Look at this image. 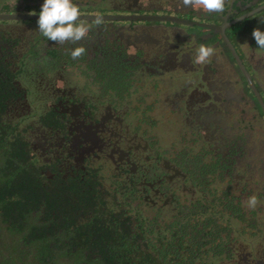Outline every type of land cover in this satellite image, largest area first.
<instances>
[{"label": "flooded vegetation", "instance_id": "flooded-vegetation-1", "mask_svg": "<svg viewBox=\"0 0 264 264\" xmlns=\"http://www.w3.org/2000/svg\"><path fill=\"white\" fill-rule=\"evenodd\" d=\"M74 4L81 14L119 18L84 19L88 35L63 44L44 37L37 19H0V83L10 92L2 118L19 124L36 166L48 179L95 181L105 197L137 201L145 235L181 230L182 251L198 254L192 264H264V144L254 146L244 120L250 106L264 127V56L251 35L264 0H225L219 13L182 0ZM201 44L215 51L197 64ZM76 47L86 51L74 60ZM21 73L34 80V99ZM36 107L38 124H22ZM214 179L226 192L211 189Z\"/></svg>", "mask_w": 264, "mask_h": 264}, {"label": "trees", "instance_id": "trees-1", "mask_svg": "<svg viewBox=\"0 0 264 264\" xmlns=\"http://www.w3.org/2000/svg\"><path fill=\"white\" fill-rule=\"evenodd\" d=\"M42 3L26 7L39 13ZM2 89L0 83V264H58L62 256L70 264H180L185 260L192 264L196 260L197 253L182 251L186 243L181 230L164 235L149 228L153 237H147L142 207H132L129 196L105 197L98 182L89 186L92 181L85 183L78 177L48 179L36 166L41 161L29 154L19 124L2 118L10 94ZM81 185L92 187L91 191H82ZM79 214L84 220H78ZM63 245H69L68 250L63 251Z\"/></svg>", "mask_w": 264, "mask_h": 264}, {"label": "clouds", "instance_id": "clouds-1", "mask_svg": "<svg viewBox=\"0 0 264 264\" xmlns=\"http://www.w3.org/2000/svg\"><path fill=\"white\" fill-rule=\"evenodd\" d=\"M184 6L202 7L208 13H219L224 10L225 0H182ZM80 8L73 3V0H43L38 19L36 21L39 32L48 40L63 44L71 41L78 42L85 38L90 28L85 21L80 19ZM95 24L103 23V17L100 14L95 16ZM258 48L264 49V31L256 27L251 33ZM84 47H76L71 50L72 59H78L85 54ZM212 47H206L201 44L196 49L197 64L205 63L214 55ZM258 203V198L253 195L248 198L247 204L251 208H255Z\"/></svg>", "mask_w": 264, "mask_h": 264}, {"label": "rangeland", "instance_id": "rangeland-1", "mask_svg": "<svg viewBox=\"0 0 264 264\" xmlns=\"http://www.w3.org/2000/svg\"><path fill=\"white\" fill-rule=\"evenodd\" d=\"M119 1H122V0H119ZM41 2H43V0H33V1H28V2H24L23 0H0V10L1 11H3V12H6V13H25V12H28V8L29 7H26V6H34L35 4H40ZM73 3H95V4H99V3H101L102 5L104 4H109L110 3V0H73ZM12 11V12H11ZM261 11V10H260ZM35 13V12H34ZM259 13V12H258ZM259 16H257V18H258ZM257 19H253V20H251L248 24H255V21H256ZM258 24H260L258 27H260L261 28V30L262 31H264V20H261L260 21V23H258ZM88 25V24H87ZM233 29L231 28L230 30H229V32H231ZM254 44V43H253ZM255 45H256V43H255ZM256 49H255V51L257 50L258 52H262V54H263V56H264V49H261V48H258V47H255ZM253 50H250V52H252ZM258 52H256L255 53V56H259V53ZM27 62V61H26ZM62 61H60L59 63H61ZM28 64H27V68H31L32 67V63L30 62H27ZM69 68V70H71L72 69V67H70V66H68ZM80 68H81V66H80ZM48 76H51V72H49V75ZM18 77L20 78V83H22V85H23V88H28V89H30L31 90V96H30V98H32V99H34L35 97H34V94H35V89H34V87H33V84L31 83V82H33L34 80L32 79V78H29L27 75H25V74H19L18 75ZM83 76H81V73H78L77 75H75L73 78L75 79V80H77L78 82H76L77 83V85H81L82 84V82H83V78H82ZM32 79V80H31ZM246 111L244 112L245 114H246V117L244 118V120L245 121H250L251 122V126H250V129H251V133H253V138H254V146H257V147H259L258 146V144L260 143V144H264V142H262V140H264V127L263 126H260L259 128L260 129H258V125H257V122L259 121V122H261L260 121V118L258 117V119H255V120H253V119H251V114H252V111L253 112H255V110L254 109H252L250 106H247L246 108ZM244 109V110H245ZM243 110V111H244ZM42 111V108H38V107H36L35 109H33V110H31V112H30V116L27 118V119H23V121H22V124H30V123H34V120H38V116H39V114H40V112ZM36 124H38L37 122H35L34 123V125H36ZM23 126V125H22ZM28 132H29V130H28ZM194 146H195V150H196V148H198L199 147V143H194L193 144ZM264 148V146H262V149ZM257 149H259V148H257ZM263 158H264V156H263ZM205 162H207L206 160H204ZM258 163V162H257ZM101 172V171H100ZM103 172V171H102ZM99 178H100V182H101V184H102V186H104V188H108L109 187V184H110V181H109V178L107 177V176H105L104 175V173H103V176L101 175V173H99ZM210 187H211V189H213V190H217V191H219V194H221V193H224V192H226L224 189L226 188V185H225V183L223 182V181H220L219 179H214V181H212V183H211V185H210ZM136 204H137V201H131V206L132 207H135V208H137V206H136ZM225 211H226V209H225ZM139 212H141V210L139 211ZM262 212H264V208L261 210V212L260 213H262ZM225 213V212H224ZM226 215V214H225ZM219 217V216H218ZM220 218V217H219ZM264 218V217H263ZM228 219V218H227ZM215 220L216 219H213L212 220V223H215ZM226 219H222V220H220V223L223 225L224 224V222H225V224H226V226L228 227V226H230L226 221H225ZM232 220V218L231 219H229V223L231 224V221ZM236 221L237 220H235V223H236ZM231 227V226H230ZM60 257V256H59ZM217 260H213V263L212 264H217V262H216ZM71 262H70V260L69 259H67V257H65V256H62V257H60L59 259H58V264H70Z\"/></svg>", "mask_w": 264, "mask_h": 264}, {"label": "water", "instance_id": "water-1", "mask_svg": "<svg viewBox=\"0 0 264 264\" xmlns=\"http://www.w3.org/2000/svg\"><path fill=\"white\" fill-rule=\"evenodd\" d=\"M264 7L261 6L260 8ZM38 14L39 13H32V14H26V13H0V19H16V18H34V19H38ZM103 19H113V18H119V16H115V15H109V14H100ZM95 16L94 14H81L80 19L84 20H95ZM250 81V80H249Z\"/></svg>", "mask_w": 264, "mask_h": 264}]
</instances>
